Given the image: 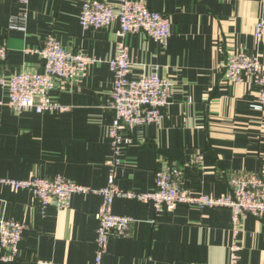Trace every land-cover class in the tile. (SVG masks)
Listing matches in <instances>:
<instances>
[{
  "label": "crops",
  "instance_id": "1",
  "mask_svg": "<svg viewBox=\"0 0 264 264\" xmlns=\"http://www.w3.org/2000/svg\"><path fill=\"white\" fill-rule=\"evenodd\" d=\"M87 0H0V43L7 48L0 75L42 71L41 57L29 51L52 34L72 51L98 59L76 81H59L51 93L65 108L16 113L0 105V180L31 175L62 176L100 189L107 183L111 157L108 128L113 113L105 107L113 75L108 61L118 41L119 23L85 29L79 23ZM115 4L117 0H106ZM170 16L172 35L165 47L144 33L125 37L132 63L129 78L156 71L173 83L174 94L159 123L138 124L125 136L116 185L124 191L154 189V173L163 164L180 166L194 193L229 191L235 173L264 178V108L257 88L224 78L227 53L258 54L264 63V36L253 35L264 18V0H138ZM8 89L0 85V101ZM201 154L199 164L191 156ZM96 193H74L70 205L55 202L41 209L32 190L12 189L0 181V216L24 223L16 259L0 264H93L101 205ZM114 213L134 219L129 234L108 238L107 264H226L235 243V264H264V217H246L235 236L230 211L179 203L155 213L149 203L117 197Z\"/></svg>",
  "mask_w": 264,
  "mask_h": 264
},
{
  "label": "built area",
  "instance_id": "2",
  "mask_svg": "<svg viewBox=\"0 0 264 264\" xmlns=\"http://www.w3.org/2000/svg\"><path fill=\"white\" fill-rule=\"evenodd\" d=\"M21 2L25 0H20ZM113 21L119 23L118 41L108 65L113 75L112 88L106 97L105 107L113 113L107 135L110 139L111 157L107 161V183L100 189L73 183L62 176L42 177L31 175L26 179H1L12 189L28 188L33 191L38 206L43 209L52 202L59 208L70 205L74 193H96L101 196V205L94 214L97 222L95 233V255L93 264H107L103 255L107 250L108 238L129 234L134 219L116 214L111 205L115 198H135L152 205L155 213L172 211L179 203H188L199 208L223 207L230 211L233 234L242 230V222L248 217H264V178L257 173H235L228 180L229 191L220 195L194 193L186 185L181 168L176 163H166L154 173V189L145 192L124 191L116 183V169L121 164L124 145L131 142L125 136L135 125L159 123L165 116L174 88L170 79L161 77L156 71L129 78L132 63L129 58L125 37L141 32L165 47L172 35V21L167 14L153 10L144 1L117 0L115 4L106 0H87L83 3L79 23L85 29H104ZM254 37L260 41L264 36V18L256 21ZM29 51L42 59V71H20L5 78L0 75V85L8 89V100L0 101L16 113L32 109L59 111L65 107L51 97L59 81H76L83 77L88 66L98 59L86 52L64 48L52 34L42 44ZM7 48L0 43V66L6 60ZM226 82L250 83L257 88L255 108H264V63L258 54L244 50L227 53L224 62ZM201 154L191 156V164L201 162ZM24 223L13 218L0 216V261L16 259L22 239ZM237 245L228 249L226 264H235ZM37 264H53L38 260Z\"/></svg>",
  "mask_w": 264,
  "mask_h": 264
}]
</instances>
